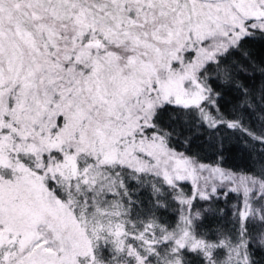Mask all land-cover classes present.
<instances>
[{"label":"snow or ice","instance_id":"snow-or-ice-1","mask_svg":"<svg viewBox=\"0 0 264 264\" xmlns=\"http://www.w3.org/2000/svg\"><path fill=\"white\" fill-rule=\"evenodd\" d=\"M254 42L264 0H0V264H264Z\"/></svg>","mask_w":264,"mask_h":264},{"label":"trees","instance_id":"trees-1","mask_svg":"<svg viewBox=\"0 0 264 264\" xmlns=\"http://www.w3.org/2000/svg\"><path fill=\"white\" fill-rule=\"evenodd\" d=\"M253 55L259 57L264 56V44L259 42H254L249 45ZM237 94L230 93L222 95L219 105L221 112L231 118L233 105L236 103ZM245 123L251 126L254 121L245 120ZM243 139L241 133L232 132L230 130H225V149H224V166L231 169H245L249 162V157L245 151L243 145ZM203 149V151H202ZM193 151L201 152L202 156L206 159H211L212 153L208 151L206 142L201 140H196L193 145Z\"/></svg>","mask_w":264,"mask_h":264}]
</instances>
